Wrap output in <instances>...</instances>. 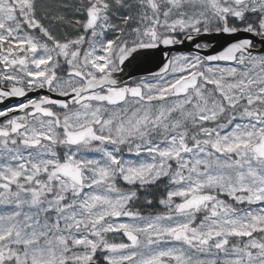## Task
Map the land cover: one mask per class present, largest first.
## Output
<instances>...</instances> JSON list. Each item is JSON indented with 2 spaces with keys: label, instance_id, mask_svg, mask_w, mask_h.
Here are the masks:
<instances>
[{
  "label": "snow or ice",
  "instance_id": "6c2138e0",
  "mask_svg": "<svg viewBox=\"0 0 264 264\" xmlns=\"http://www.w3.org/2000/svg\"><path fill=\"white\" fill-rule=\"evenodd\" d=\"M0 264H264V0H0Z\"/></svg>",
  "mask_w": 264,
  "mask_h": 264
},
{
  "label": "water",
  "instance_id": "95a60500",
  "mask_svg": "<svg viewBox=\"0 0 264 264\" xmlns=\"http://www.w3.org/2000/svg\"><path fill=\"white\" fill-rule=\"evenodd\" d=\"M229 38L227 36H221L218 40L213 41L214 44L224 45L228 42Z\"/></svg>",
  "mask_w": 264,
  "mask_h": 264
}]
</instances>
